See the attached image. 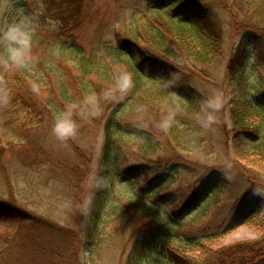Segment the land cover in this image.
<instances>
[{"label":"rangeland","instance_id":"obj_1","mask_svg":"<svg viewBox=\"0 0 264 264\" xmlns=\"http://www.w3.org/2000/svg\"><path fill=\"white\" fill-rule=\"evenodd\" d=\"M145 1L0 0V29L24 23L33 37L32 74L25 86L9 78L12 74L2 66L0 48V151L2 146L5 150L0 159L4 160L1 167L11 181L7 186L0 174V198L12 197L34 220L52 226L28 232L27 225L0 217V234L28 232L27 240L17 246L19 251L7 259L8 264H24L27 260L46 264L45 256L57 264H125L132 244L139 242L148 244L149 254L163 252L165 246L201 259L193 247L197 243L216 251L245 243L244 250L248 251L244 255L249 258L245 264H264V184L258 187L257 194L250 191L249 196L245 188L248 168L264 175V163L251 161L257 154L251 149L254 143H243L246 138L241 140L242 147L236 146L241 130L236 129L235 123L241 90H253L257 94L255 103L264 107V25L258 13L261 3L253 0L244 6L246 0H197L205 7L203 14L219 23V40L213 53L205 60L178 53L182 66L171 63L173 67L166 75L151 65L149 53L153 50L147 39L140 44L143 51L136 61L146 85L139 92L132 88L122 97L117 94L113 99L102 100L99 114L90 116L82 103L84 97L93 92L100 94L115 73L131 68V46L120 41L116 30L136 20L142 23ZM172 3L173 0H159L155 6L169 4L171 15L186 22L189 15L184 14L183 8L188 5ZM176 24L179 25L177 21ZM69 46L93 63L94 68L85 77L75 61H66L68 57L59 54ZM117 50L119 54L113 56L111 52ZM184 50L193 55L196 49ZM52 51L55 55H50ZM242 52H246V63L242 62ZM38 58L56 68L66 93L76 96L70 103L54 101V94L49 91L43 95L38 91L47 90L43 88L53 77L46 76ZM79 79L87 82L86 90L75 87ZM5 87L29 90L37 100L46 97V105L56 112L73 108L77 113L78 131L69 140L55 138L51 132L53 121L37 131L47 142V153L55 160L71 164L76 160L70 143L85 150L84 158L78 156L84 163L83 173L76 171L79 180H73L69 167L64 165V170L61 162L46 161L29 168L15 166L8 148L19 145L21 140L6 123L12 110L4 114L8 98ZM212 90L223 93L225 104L216 114L214 125L202 129L196 113L200 101ZM169 111L176 113V122L163 132L158 123ZM110 117L114 118L111 126ZM247 118L245 125L257 124L253 112ZM85 142L88 145L84 148L81 144ZM107 142L110 169L113 168V199L106 205L107 217L98 237L90 239L84 227ZM70 181L77 186H71ZM259 181L264 182V177ZM214 183L219 186L216 198L209 196ZM208 199L210 204L206 205ZM110 205L117 212L109 217ZM157 226L161 227L158 235L153 232Z\"/></svg>","mask_w":264,"mask_h":264},{"label":"trees","instance_id":"obj_2","mask_svg":"<svg viewBox=\"0 0 264 264\" xmlns=\"http://www.w3.org/2000/svg\"><path fill=\"white\" fill-rule=\"evenodd\" d=\"M163 2L164 0H160ZM253 0H246L243 2V5H249ZM261 3L259 6L258 13L262 18V23L264 25V0H259ZM159 0H146L144 7L146 12L143 16L140 17L142 21L141 24L137 23V20L134 24L128 25L124 28L116 30V35H118L123 43L129 44V49L131 53L128 54V60L131 61V68L128 72L132 73L134 80V89L135 92H139L146 85V81L143 79L142 71L137 65L135 57H139L143 48L140 47V44H145L149 40L151 45L152 53H149L153 64V68L160 73H165L168 75L171 70L170 66L173 67L171 63L175 64V67H181L182 64L179 63L181 55L193 56L194 58L200 57L201 60H205L208 54L213 53L214 48H216L217 41L219 40V34L217 27L219 25L214 19L209 15L203 14L205 7H202V4L197 0H173V3L181 2V5H188L184 9L185 13L189 15L186 22L177 20L175 16L171 15L167 9L168 5L163 6L162 8H157L155 5L158 4ZM172 3V4H173ZM220 2V4H222ZM171 4V5H172ZM170 6V5H169ZM173 7V6H172ZM208 8H206L207 10ZM195 11V12H193ZM199 16L200 18H196ZM197 20L196 24L192 20ZM176 21L179 23L176 24ZM176 25V26H175ZM166 30H163V28ZM148 39V40H147ZM176 46V47H175ZM191 47L196 50L193 51L195 54H190L184 49L191 50ZM59 54L67 56L66 61H75L78 69L82 72V76H86L91 73L94 68L93 63L89 62L85 57L82 56L81 52L73 47L69 46L67 49L63 50ZM192 51V50H191ZM3 53V51H2ZM113 56L118 55L119 51L111 52ZM136 53V54H135ZM50 55H55L52 51ZM196 56V57H195ZM242 62H245L246 52L241 53ZM197 59V58H196ZM42 59L38 58L40 62ZM3 63L2 66L7 69L8 74H12L9 78L15 82V84L26 85L29 80L30 75L32 74V63L30 62L25 68H17L13 65L5 64V56L3 54ZM43 66V69L46 71V76L52 75L50 82L46 83V87L43 89L47 90H38L41 94L44 91H49L54 94V101L59 100L65 103H70L74 97V94L71 96L66 93L65 83L57 74V70L54 67H50L46 62H40ZM51 69V71H48ZM144 83V84H143ZM87 82L79 79L76 81L75 87L78 90H86ZM42 88V87H40ZM241 89H243L241 87ZM77 90L78 94L80 92ZM5 93L7 98L6 103V114L8 111L12 110L11 115L7 118L6 123L14 130L15 135L21 140L19 145L11 146L8 148L9 154L12 155L11 159L14 162L15 166L29 168L33 166L39 167L44 162H52L55 164H60V162L70 169L69 175L73 180L80 178L77 175L76 171L82 172L84 163L79 161L78 156H83L84 158V149H81L80 145H77L75 142L70 143L76 154V160L71 164L70 162L65 163L58 159L51 158L47 153V142L41 137L38 133V128L41 127L44 123L54 122V116L57 113L55 108L49 107L45 103V98H40L39 100L35 99L34 94L29 90H10L8 87H5ZM43 95V94H42ZM34 96V97H33ZM48 98V97H47ZM239 110L236 113L237 120L236 129L241 130L239 132V137H237V147H242L243 143L252 144L251 149L256 151V158L251 160L254 163L260 164L264 163V107L257 106V94L253 90H241ZM260 110V111H258ZM255 111V113H254ZM253 112L254 121L257 123L255 126L245 125L247 122V115ZM257 113V116H256ZM115 114V113H114ZM114 120V118H113ZM110 117V126L112 121ZM257 120V121H256ZM109 126V127H110ZM108 128V126H107ZM69 140V139H67ZM66 141V140H65ZM84 148L87 147L88 143L85 142L81 144ZM110 144H106L103 160L100 164V169L97 173V176L93 182L94 191L91 196L90 209L88 211L86 226L84 227L85 235L88 238L94 239L97 238L98 232L101 230L103 220L107 217V207L108 201H112V192L110 191V184L112 183V174L113 168L110 169V154H109ZM87 149V148H86ZM83 151V152H82ZM5 150L2 146L0 154L3 155ZM241 162H244L242 157L238 158ZM4 163L3 159H0V174L3 178V181L7 186L11 185L10 175L6 170L1 167ZM245 163V162H244ZM246 164V163H245ZM53 171L54 168H52ZM80 173V174H81ZM247 180L249 181L246 188V196H249V192L252 191L254 194L258 193V187L264 182L259 181L264 175L258 174L257 170L252 171L248 168ZM210 184V182H208ZM68 184V182H67ZM70 185L73 187L77 186V183L70 181ZM211 185V184H210ZM210 187V194H213L216 198V194L219 192V186L217 183L212 184ZM206 186V185H205ZM203 187V189L205 188ZM10 196H12V188H8ZM142 199V196H139V199ZM210 198V199H214ZM209 199L206 202V205H209ZM112 205V204H111ZM110 205V216H112L117 211L112 208ZM141 206L138 205V209ZM200 207V204L198 205ZM0 217L6 220H11L14 222H21L24 225H27L29 231L36 232L37 230H44L45 228L52 227L48 222H41L42 220H34L30 215L29 211L22 207L19 202H17L12 197H3L0 198ZM29 219H32L28 222ZM168 222L166 224H170ZM62 230H68L67 228H61ZM161 227H154L153 232H156V235L159 234ZM156 230V231H155ZM170 230V229H169ZM168 230V236L171 237L172 234ZM152 231V229H151ZM27 232V233H28ZM27 233L15 231L12 235L9 233L0 234V264H8L7 259L9 257L15 256L19 251L18 245L27 240ZM185 235V234H184ZM186 239L187 236H184ZM186 242V241H185ZM204 243H197L193 247L194 250L199 252L200 256L195 258H190L187 255H182L181 252H176V250L163 246V252L155 254L148 253V244L146 242L133 243L131 247L130 256L127 258L125 264H245L249 258L244 254L248 251L244 249L247 248L245 243L229 246L227 248L216 250L205 249L203 247ZM235 245V244H234ZM15 249H17L15 251ZM15 251V252H14ZM221 252V253H220ZM224 252H226L224 254ZM46 264H57V261L51 260L49 257L45 256ZM40 260H27L24 264H39ZM41 264V263H40Z\"/></svg>","mask_w":264,"mask_h":264},{"label":"clouds","instance_id":"obj_3","mask_svg":"<svg viewBox=\"0 0 264 264\" xmlns=\"http://www.w3.org/2000/svg\"><path fill=\"white\" fill-rule=\"evenodd\" d=\"M32 31L24 23L9 24L6 28L0 29V48L5 56V64L17 68H25L32 60ZM139 62V57H135ZM134 87L132 73L122 70L114 74L112 82L100 94L95 92L86 95L83 99V106L88 109L90 116L98 115L101 110V101L110 100L116 95H126ZM225 97L219 90H212L204 97L199 104V111L196 119L202 129H210L216 122V114L223 108ZM77 113L73 108H65L58 111L54 116V123L51 128L56 139L64 141L78 131ZM176 122V113L169 111L158 123V127L167 132Z\"/></svg>","mask_w":264,"mask_h":264}]
</instances>
